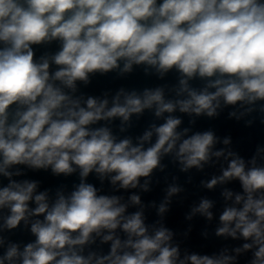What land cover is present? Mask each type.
Here are the masks:
<instances>
[{"label":"clouds","instance_id":"obj_1","mask_svg":"<svg viewBox=\"0 0 264 264\" xmlns=\"http://www.w3.org/2000/svg\"><path fill=\"white\" fill-rule=\"evenodd\" d=\"M138 69L177 82L110 98L81 91L96 76ZM146 110L162 122L135 140L114 133L116 119L123 133ZM224 111L264 125V0H0V264H264V143L245 158L230 136L182 127L183 115L194 125ZM221 158V174L201 185L239 183L223 188L213 229L239 244L193 251L165 223L185 190L176 177L158 204L131 190L149 192L165 159L189 173ZM42 172L77 182L23 178ZM213 208L201 198L185 218L211 222ZM16 232L30 239L14 241Z\"/></svg>","mask_w":264,"mask_h":264},{"label":"water","instance_id":"obj_2","mask_svg":"<svg viewBox=\"0 0 264 264\" xmlns=\"http://www.w3.org/2000/svg\"><path fill=\"white\" fill-rule=\"evenodd\" d=\"M56 49L55 45H52L50 50L54 51ZM44 48H37V55L45 51ZM177 75L175 73L169 74L164 80H160L156 75H145L143 71L137 70L134 75L127 78H117L113 75L107 77L96 76L92 79V82L87 87H81V91L88 95L102 97L105 92L114 95L115 92L123 87L126 90H142L144 88H154L160 85H168L171 87L176 84ZM176 115H182L177 113ZM182 127H191L193 130L206 131L212 130L215 134L221 138L230 136L233 141L234 150L238 151L240 155L245 158L250 157L255 145L258 143H264V125L260 124L259 120L256 121L255 125L251 128L244 126L243 121L237 123L234 119H229L227 111L221 113L218 118H207L200 117L196 118L194 125L189 123V117L183 115ZM162 119L156 118L153 113L146 110L145 113L139 117L132 118V126L128 128L126 132L121 133L119 131L120 121L116 119L112 122V128L114 133L120 137L131 136L134 140L136 137L143 134L145 130L153 123L159 124ZM225 147L222 143L217 145V148ZM168 164V167L164 172H157L153 178V183L150 185L151 190L147 193L142 192L140 189L131 190L141 195L142 203L150 204L155 201L157 204L163 199L165 195V189L168 183L173 182V177H176V183L180 184L185 190L179 196L173 197V202L170 205V211L166 214V226L173 230L177 234V239L184 242V246L188 247L193 251L198 252H214L218 251L223 247H232L239 244V241H233L230 238H216L213 235V229L218 225V217L220 212L223 210L224 198L221 195L224 187H227L233 191H240V186L238 182H230L224 186H217V188L209 190L201 185V181L208 180L214 175L221 174L220 167L225 162L223 158L220 159L218 163L205 166L203 171H197L195 169L190 170L189 173H180L178 166L173 165L168 162L167 159L164 161ZM226 166V165H225ZM189 177L191 179L189 180ZM29 179H37L42 182L43 188H54L60 184L71 185L77 182V176H71L68 178H56L48 173L32 174L28 173L26 177ZM90 182L97 184L99 186V181L94 177H89ZM158 181V182H157ZM104 192L107 194H113L112 188L105 183L103 185ZM127 199L130 192L121 190L120 193ZM201 198H208L214 201V219L208 222L205 218L197 215L193 217L191 221L187 220L185 217L190 212L191 207L197 205ZM130 211L134 209H129ZM146 215L149 223H153L159 219L154 208H148L146 210ZM191 228L185 239L184 233ZM208 232V238L205 239L202 233ZM14 241L30 239V236L26 232H16L11 237ZM248 257H241L244 261Z\"/></svg>","mask_w":264,"mask_h":264}]
</instances>
